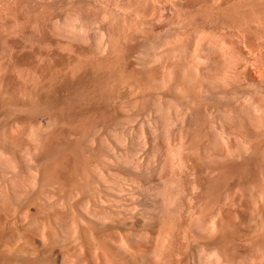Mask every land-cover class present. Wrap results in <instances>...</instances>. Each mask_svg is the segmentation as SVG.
Segmentation results:
<instances>
[{
    "label": "rangeland",
    "instance_id": "rangeland-1",
    "mask_svg": "<svg viewBox=\"0 0 264 264\" xmlns=\"http://www.w3.org/2000/svg\"><path fill=\"white\" fill-rule=\"evenodd\" d=\"M0 264H264V0H0Z\"/></svg>",
    "mask_w": 264,
    "mask_h": 264
},
{
    "label": "bare ground",
    "instance_id": "bare-ground-1",
    "mask_svg": "<svg viewBox=\"0 0 264 264\" xmlns=\"http://www.w3.org/2000/svg\"><path fill=\"white\" fill-rule=\"evenodd\" d=\"M17 187H18V186H17ZM165 197H166V196H165ZM166 198H167V200H168V197H166ZM164 201H165V200H164ZM167 202H168V201H167ZM167 202H166V203H167Z\"/></svg>",
    "mask_w": 264,
    "mask_h": 264
}]
</instances>
